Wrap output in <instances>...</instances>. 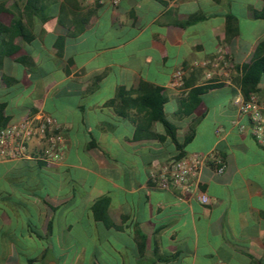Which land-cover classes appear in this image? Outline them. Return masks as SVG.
I'll use <instances>...</instances> for the list:
<instances>
[{
    "label": "crops",
    "instance_id": "0c3cea01",
    "mask_svg": "<svg viewBox=\"0 0 264 264\" xmlns=\"http://www.w3.org/2000/svg\"><path fill=\"white\" fill-rule=\"evenodd\" d=\"M42 5L20 18L28 41L0 33V121L46 115L64 149L54 164L36 144L0 161V264L33 249L26 264H264V146L231 105L264 54V0ZM2 6L8 28L16 9ZM140 82L160 89L179 151L158 121L135 136ZM204 85L217 86L192 106ZM250 97L264 103V77ZM179 152L203 158L190 194L149 176Z\"/></svg>",
    "mask_w": 264,
    "mask_h": 264
},
{
    "label": "built area",
    "instance_id": "2783aa9c",
    "mask_svg": "<svg viewBox=\"0 0 264 264\" xmlns=\"http://www.w3.org/2000/svg\"><path fill=\"white\" fill-rule=\"evenodd\" d=\"M180 78L181 70L175 71L173 79L179 82ZM231 105L237 115L245 120L239 128H245L256 143L264 146V103L252 97L244 100L241 94H237L232 97ZM54 130V121L41 114L0 124V161L29 158V146L36 144L38 160L47 164L57 163L62 157L64 146L58 136L52 135ZM202 162L203 158L197 155L173 158L150 172L149 176L161 189L174 187L190 194L197 189L196 178ZM221 170L222 167L218 165L216 172L220 173ZM197 199L202 204L207 203V197L202 193Z\"/></svg>",
    "mask_w": 264,
    "mask_h": 264
},
{
    "label": "trees",
    "instance_id": "16d2710c",
    "mask_svg": "<svg viewBox=\"0 0 264 264\" xmlns=\"http://www.w3.org/2000/svg\"><path fill=\"white\" fill-rule=\"evenodd\" d=\"M12 1L14 3V8L16 9V18L10 21L8 28L3 27L0 24V33L13 34L22 38L24 41H28L30 37L27 36V32L20 18L23 15L41 13L44 8L42 5L43 0ZM2 4L3 2L0 0V12H8V10L3 8ZM262 17L264 18V16ZM260 45H264V40L260 42ZM261 77H264V54L252 58L249 64L242 68L239 80V92L244 100H247L256 92L257 84ZM216 86L217 85H204L193 88L189 93L193 98L192 106H196L199 102L197 95ZM136 92L137 98L141 102V109L145 112V120H142L139 125H136L135 136L141 132L144 124L145 127H147L151 121H158L163 127L165 136L170 139L175 148L179 151L181 146L177 144L175 140V127L165 118L163 113L162 106L165 103V98L160 94V89L150 86L148 83L140 82L136 88ZM117 96H119V91L116 94V97ZM0 124H2V121H0ZM146 137L149 138L150 136L148 135ZM179 158H182L180 152L174 157V159Z\"/></svg>",
    "mask_w": 264,
    "mask_h": 264
},
{
    "label": "rangeland",
    "instance_id": "374dc122",
    "mask_svg": "<svg viewBox=\"0 0 264 264\" xmlns=\"http://www.w3.org/2000/svg\"><path fill=\"white\" fill-rule=\"evenodd\" d=\"M7 1H10V0H2V2H7ZM17 253H18V258H19V262L20 263H23V264H26V254L30 256H33V255H36L39 251V249H33L32 251L29 250V251H22V250H16ZM47 264V263H46Z\"/></svg>",
    "mask_w": 264,
    "mask_h": 264
},
{
    "label": "water",
    "instance_id": "95a60500",
    "mask_svg": "<svg viewBox=\"0 0 264 264\" xmlns=\"http://www.w3.org/2000/svg\"><path fill=\"white\" fill-rule=\"evenodd\" d=\"M47 264H54L52 261L48 262Z\"/></svg>",
    "mask_w": 264,
    "mask_h": 264
}]
</instances>
